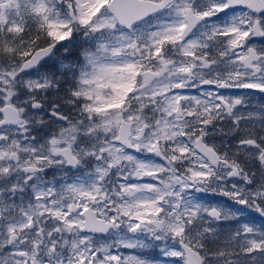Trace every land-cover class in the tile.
<instances>
[{
	"label": "snow or ice",
	"instance_id": "obj_1",
	"mask_svg": "<svg viewBox=\"0 0 264 264\" xmlns=\"http://www.w3.org/2000/svg\"><path fill=\"white\" fill-rule=\"evenodd\" d=\"M0 264H264V0H0Z\"/></svg>",
	"mask_w": 264,
	"mask_h": 264
}]
</instances>
